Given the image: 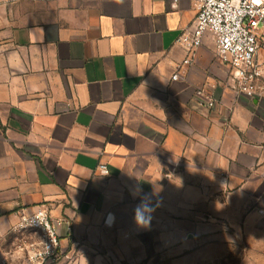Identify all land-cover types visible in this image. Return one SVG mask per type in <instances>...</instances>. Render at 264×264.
Wrapping results in <instances>:
<instances>
[{
	"label": "crops",
	"instance_id": "obj_1",
	"mask_svg": "<svg viewBox=\"0 0 264 264\" xmlns=\"http://www.w3.org/2000/svg\"><path fill=\"white\" fill-rule=\"evenodd\" d=\"M195 16L192 0H0V261L25 264L39 237L17 226L38 207L72 223L46 264L228 258L264 164V97L235 92L209 34L177 70ZM198 87L214 107L192 101Z\"/></svg>",
	"mask_w": 264,
	"mask_h": 264
},
{
	"label": "built area",
	"instance_id": "obj_2",
	"mask_svg": "<svg viewBox=\"0 0 264 264\" xmlns=\"http://www.w3.org/2000/svg\"><path fill=\"white\" fill-rule=\"evenodd\" d=\"M192 1L196 7L193 25L184 28L176 38V43L186 51L177 70L195 63V51L203 35L209 34L219 63L230 71L235 92L247 98L264 97V65H259L255 60L259 47L256 31L264 27V0ZM177 78L178 71L170 79L175 81ZM192 101L207 108L214 107L216 103L203 87L194 90ZM97 169L102 175L109 173L104 164H99ZM62 226L68 233L71 232L70 221L52 219L39 207L20 220L18 230H34L39 237L37 242L23 241L20 246L25 264H46L57 257L59 229ZM6 263V258L0 261V264Z\"/></svg>",
	"mask_w": 264,
	"mask_h": 264
},
{
	"label": "rangeland",
	"instance_id": "obj_3",
	"mask_svg": "<svg viewBox=\"0 0 264 264\" xmlns=\"http://www.w3.org/2000/svg\"><path fill=\"white\" fill-rule=\"evenodd\" d=\"M246 194L243 216L234 218L228 227L229 246L223 257H230L225 264H264V164L251 178ZM222 260L204 259L205 264H218Z\"/></svg>",
	"mask_w": 264,
	"mask_h": 264
},
{
	"label": "clouds",
	"instance_id": "obj_4",
	"mask_svg": "<svg viewBox=\"0 0 264 264\" xmlns=\"http://www.w3.org/2000/svg\"><path fill=\"white\" fill-rule=\"evenodd\" d=\"M130 194L133 196V198H135L140 194V189L133 190L131 191ZM148 212H149V207L145 203V201L142 200L141 204L138 205L135 209V221L138 226L147 227L149 225L150 220L146 217V213ZM114 219H115L114 215L110 213L109 221H108L109 226H111V223L114 222Z\"/></svg>",
	"mask_w": 264,
	"mask_h": 264
},
{
	"label": "trees",
	"instance_id": "obj_5",
	"mask_svg": "<svg viewBox=\"0 0 264 264\" xmlns=\"http://www.w3.org/2000/svg\"><path fill=\"white\" fill-rule=\"evenodd\" d=\"M230 256H228V258H226L225 260L220 261L218 264H225L227 262V260L229 259Z\"/></svg>",
	"mask_w": 264,
	"mask_h": 264
}]
</instances>
